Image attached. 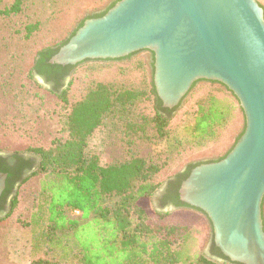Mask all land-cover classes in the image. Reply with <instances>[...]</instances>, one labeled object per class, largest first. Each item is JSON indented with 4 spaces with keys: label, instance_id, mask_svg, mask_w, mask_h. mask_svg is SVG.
Masks as SVG:
<instances>
[{
    "label": "trees",
    "instance_id": "1",
    "mask_svg": "<svg viewBox=\"0 0 264 264\" xmlns=\"http://www.w3.org/2000/svg\"><path fill=\"white\" fill-rule=\"evenodd\" d=\"M256 1L264 13V0ZM22 2L14 0L1 14L18 13ZM82 23L57 45L38 50L27 70V78L38 87L42 86L35 78L50 85L47 91L66 111L67 137L54 139L47 148H31L26 151L29 157L9 154L14 169L0 157V172L7 176L0 196V220L9 217L17 205L20 187L39 177L36 211L31 222L23 223L33 230L30 264H239L224 257L213 240L212 254L206 256L199 229L177 219L174 212L164 211L160 204L158 210L151 206V198L167 184L175 192L171 200L176 201V210H194L205 217L179 201L177 191L191 169L219 161L230 151L231 142L241 136L238 128L244 115L238 100L221 83L205 81L200 91L193 90L196 82L193 83L176 107H163L153 85L152 56L150 71L141 58L130 65L112 63L123 59L96 60L88 67L93 72L78 77L76 70L87 61L74 66L49 63ZM37 28L38 23L26 25L25 38ZM188 94L193 97V123L185 146L183 140L169 133ZM110 117L122 123L119 126L132 141L137 138L152 144L171 143L164 161L131 153L120 161L100 164L97 156L89 155L86 149L89 138ZM204 157L207 159L202 160ZM174 162L175 173L160 179Z\"/></svg>",
    "mask_w": 264,
    "mask_h": 264
},
{
    "label": "water",
    "instance_id": "2",
    "mask_svg": "<svg viewBox=\"0 0 264 264\" xmlns=\"http://www.w3.org/2000/svg\"><path fill=\"white\" fill-rule=\"evenodd\" d=\"M142 51L153 57L163 107H176L200 80L221 83L238 100L241 136L219 161L191 169L179 199L205 215L211 240L229 261L264 264L263 9L256 0H118L103 16L84 20L49 63L74 66ZM5 180L0 172V196Z\"/></svg>",
    "mask_w": 264,
    "mask_h": 264
},
{
    "label": "rangeland",
    "instance_id": "3",
    "mask_svg": "<svg viewBox=\"0 0 264 264\" xmlns=\"http://www.w3.org/2000/svg\"><path fill=\"white\" fill-rule=\"evenodd\" d=\"M115 1L117 0H23L18 13L5 16L1 11L8 8L14 0H0V155L19 153L29 157L31 154L26 151H31V148H47L54 139H66V111L61 108L54 94L47 91L50 85L44 84L40 78H35L42 86L38 87L27 78V70L38 50L53 47L65 40L81 21L90 17L88 15L105 11ZM34 23H38L37 30L25 38V26ZM138 58L144 61L147 71H150L151 54L148 51L112 63L130 65ZM91 63L92 61L83 63L81 69L76 70L75 77L93 72L94 69L88 68ZM70 79L71 76L65 79L64 86ZM205 83L204 80L197 81L193 90H202L206 86ZM189 95L178 110L169 133L170 136L183 140L185 146L188 142V131L193 123V97ZM244 124L243 122L238 128L239 132H243ZM119 125L122 123L117 118L110 117L105 120L89 138L86 149L88 154L97 156L102 165L125 159L131 153L155 161H164L171 143L157 141L152 144L149 140L137 138L132 141L131 137L124 135L123 128ZM234 143L233 140L229 147L232 148ZM204 158L202 160L207 159ZM189 161L191 160L187 162ZM176 164L177 162H174L170 170L162 172L160 179L164 180L175 173L172 170ZM39 181V177H34L23 184L19 189L18 203L12 213L0 220V264L31 262L33 230L29 226H23V223L31 222L32 214L36 211ZM151 206L160 209L156 196L151 198ZM163 210L174 212L177 219L188 221L199 229L202 233L201 249L206 256H211L209 241L212 229L206 217L185 208ZM73 214L78 215L76 212ZM261 214L264 223V200Z\"/></svg>",
    "mask_w": 264,
    "mask_h": 264
},
{
    "label": "flooded vegetation",
    "instance_id": "4",
    "mask_svg": "<svg viewBox=\"0 0 264 264\" xmlns=\"http://www.w3.org/2000/svg\"><path fill=\"white\" fill-rule=\"evenodd\" d=\"M107 11V9L105 10ZM104 12V11H103ZM102 12H96V13H93V14H90L88 16H95V15H98ZM89 17V18H90ZM87 18V19H89ZM84 22V21H83ZM0 157L6 159L5 163H6V166L7 167H10V169H14L15 168V165H14V161L11 159V157L9 155H0ZM7 177V176H6ZM6 181V180H5ZM179 191V189H178ZM177 191V192H178ZM175 194L174 190H170L169 189V186L167 184H165L156 194V200H157V203L158 205L160 204V206L164 207V208H175L174 207V202L176 203V201H172L171 200V197ZM178 197H179V192H178ZM180 201V199H179ZM211 239L209 241V251H210V254H212L211 250H212V245H211Z\"/></svg>",
    "mask_w": 264,
    "mask_h": 264
}]
</instances>
